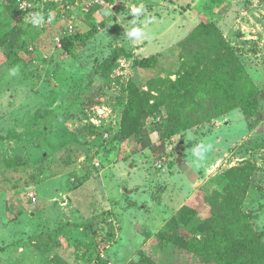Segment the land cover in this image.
Returning <instances> with one entry per match:
<instances>
[{
  "label": "rangeland",
  "instance_id": "rangeland-1",
  "mask_svg": "<svg viewBox=\"0 0 264 264\" xmlns=\"http://www.w3.org/2000/svg\"><path fill=\"white\" fill-rule=\"evenodd\" d=\"M127 1L0 0V264H264V0L149 2L159 17L147 35L163 32L171 10L191 25L214 22L260 93L252 117L236 108L146 148L138 129L161 132L164 108L128 118L122 131L127 87L175 79L180 50L176 42L149 69L120 56L103 76L113 48L133 54L127 31L139 21ZM35 14L52 23L34 27ZM68 20L77 32L58 50L52 38ZM175 223L182 237L157 246L154 235Z\"/></svg>",
  "mask_w": 264,
  "mask_h": 264
},
{
  "label": "trees",
  "instance_id": "trees-1",
  "mask_svg": "<svg viewBox=\"0 0 264 264\" xmlns=\"http://www.w3.org/2000/svg\"><path fill=\"white\" fill-rule=\"evenodd\" d=\"M67 12L68 10L65 9L61 14L65 15ZM28 32L27 28L22 31L24 36L28 35ZM76 32L67 39H72ZM67 39L64 40L63 46ZM71 47V45L69 48L66 47L65 51L71 52ZM178 48L181 60L178 70L174 73L175 79L170 76L152 78L147 82L145 91L133 83L127 87L129 96L123 111L122 131L128 118L139 117L147 110L153 114L158 107L164 108L166 126L161 132L147 125L138 129L136 140L141 148L149 147L158 140L169 138L194 125L211 121L236 108L243 109L247 117L258 113L256 97L260 90L239 60L233 46L214 22H200L178 42ZM25 49L30 52L28 46H25ZM127 49L126 47L112 49L110 59L106 60L102 67L103 76L108 75V69L114 66L120 56L131 57L135 68L149 69L157 65V54L137 57ZM151 91L157 92L158 95L161 93L160 98L157 99L158 95L152 96ZM149 96L157 99L155 105H148ZM105 130L102 131V138L103 133L108 132V129ZM103 140L107 139L103 138ZM16 165H20V162L14 160L8 163V166ZM237 170V167L229 169L231 172L235 171V175L238 176ZM232 181L235 187L241 182L237 178ZM243 182L241 193L244 194L248 188L249 177L242 180ZM229 184L231 186V181ZM218 197L222 198L219 194ZM212 201V196L205 194L204 202L210 204ZM237 206L239 207V204ZM189 209L194 213L195 209L187 208ZM175 226L176 223L154 235L157 246L163 247L177 236L182 237ZM228 258L233 257L228 255Z\"/></svg>",
  "mask_w": 264,
  "mask_h": 264
},
{
  "label": "crops",
  "instance_id": "crops-1",
  "mask_svg": "<svg viewBox=\"0 0 264 264\" xmlns=\"http://www.w3.org/2000/svg\"><path fill=\"white\" fill-rule=\"evenodd\" d=\"M150 1H152V0H128L126 2L129 4V9H131L132 6H137V7L143 6V9H144L138 16L136 15V17H137V20L139 21L138 27H141L143 29L145 35L140 39L129 38L128 44L130 45V50L132 51L133 54H135V56L141 55V57H146V56H149L151 53H154V54H157L159 56L160 61H163L164 57L166 55H168V53L172 50L173 47H175L174 44L176 42L178 43L182 38L187 36L188 33L196 26V24L191 25V23L194 21L192 18H190L191 15L187 14V12L181 14L180 12L178 13V12H174L171 10L172 15L171 16L167 15V18L170 20V24L164 28L163 32L161 31V33L159 32L155 36L154 35L149 36L146 34V32L144 30L148 25L147 22L149 20H155V18L159 17V16L155 15V10L158 9L157 3L152 4V3H149ZM155 1H159V0H155ZM147 3L151 4L153 6V8L151 6L149 8L145 7L144 4H147ZM67 8H69V6ZM130 11H129V13H131ZM63 18L66 19L67 17H63ZM70 21L71 20L65 21L63 27H61L59 30H57L56 33L54 34V36L57 35L62 29H64L66 27L67 23ZM33 26L37 27L35 25H33ZM44 27H47V26L38 27V28H44ZM76 28H77V26H76ZM54 36H53V38H54ZM70 36H68V37H70ZM53 38H52L53 47L57 48L54 45ZM67 38H65V39H67ZM64 40L62 42V48H60V49L57 48L58 50L63 49ZM30 46L32 47V49L28 48V50L30 52H35L36 51L35 46L34 45H28V47H30ZM167 50H168V52H166ZM42 56H43L42 57L43 60L48 59L47 55H42ZM110 223L113 226H115L113 224V222H110Z\"/></svg>",
  "mask_w": 264,
  "mask_h": 264
},
{
  "label": "built area",
  "instance_id": "built-area-1",
  "mask_svg": "<svg viewBox=\"0 0 264 264\" xmlns=\"http://www.w3.org/2000/svg\"><path fill=\"white\" fill-rule=\"evenodd\" d=\"M96 2L99 1V0H95ZM26 6V3L22 6L25 8ZM63 17H66V14L65 15H62ZM52 23V18L50 16H43V23L39 24V25H36L34 24L35 26L37 27H43V26H48ZM77 28H76V25L73 23V22H68L66 27L64 29H62L57 35L54 36L53 38V42H54V45L57 47V48H62V42L65 38H67L68 36L70 35H73L75 32H76ZM30 49H32V47H28ZM110 136V134L108 132H104L103 133V138L104 139H108ZM92 167L96 168L98 167L99 168V162H94L92 163ZM30 197H32V200L35 201L36 198L34 197V195L32 193L29 194ZM109 222H113L114 225H116V221H114L112 218L109 219ZM88 264H100V262L98 260H93L91 261L90 263ZM106 264H112L111 262H108Z\"/></svg>",
  "mask_w": 264,
  "mask_h": 264
},
{
  "label": "clouds",
  "instance_id": "clouds-1",
  "mask_svg": "<svg viewBox=\"0 0 264 264\" xmlns=\"http://www.w3.org/2000/svg\"><path fill=\"white\" fill-rule=\"evenodd\" d=\"M143 6H132L131 7V12L134 15H139L142 11H143ZM33 23L36 25H39L41 23H43V18L40 14H35L34 19H33ZM145 35L143 29L141 27H137V26H133L130 30L127 31V36L129 38H134V39H140ZM18 71V68H13L11 69V74L15 75L16 72ZM210 147V146H209ZM205 149L202 148H198L195 150V155L199 156L201 159H203V153H204Z\"/></svg>",
  "mask_w": 264,
  "mask_h": 264
}]
</instances>
